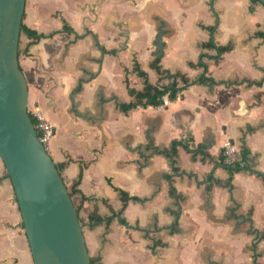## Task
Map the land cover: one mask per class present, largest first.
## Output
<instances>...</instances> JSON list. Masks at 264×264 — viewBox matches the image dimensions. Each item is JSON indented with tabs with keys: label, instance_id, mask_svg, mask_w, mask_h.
<instances>
[{
	"label": "crops",
	"instance_id": "obj_1",
	"mask_svg": "<svg viewBox=\"0 0 264 264\" xmlns=\"http://www.w3.org/2000/svg\"><path fill=\"white\" fill-rule=\"evenodd\" d=\"M23 24L29 105L95 264H264V4L26 0ZM0 264H34L1 157Z\"/></svg>",
	"mask_w": 264,
	"mask_h": 264
},
{
	"label": "water",
	"instance_id": "obj_2",
	"mask_svg": "<svg viewBox=\"0 0 264 264\" xmlns=\"http://www.w3.org/2000/svg\"><path fill=\"white\" fill-rule=\"evenodd\" d=\"M25 6L26 0H0V157L34 264H92L77 207L29 112L28 80L19 62Z\"/></svg>",
	"mask_w": 264,
	"mask_h": 264
},
{
	"label": "built area",
	"instance_id": "obj_3",
	"mask_svg": "<svg viewBox=\"0 0 264 264\" xmlns=\"http://www.w3.org/2000/svg\"><path fill=\"white\" fill-rule=\"evenodd\" d=\"M170 103V98L164 95L162 103L159 108L165 107ZM29 112L32 114L36 123L35 127L40 137V140L48 150V145L55 134V126L46 117L42 108L38 104L29 105ZM224 155V162L227 166L235 168H244L247 165L246 159L240 154L236 145L230 140L226 139L222 145Z\"/></svg>",
	"mask_w": 264,
	"mask_h": 264
},
{
	"label": "trees",
	"instance_id": "obj_4",
	"mask_svg": "<svg viewBox=\"0 0 264 264\" xmlns=\"http://www.w3.org/2000/svg\"><path fill=\"white\" fill-rule=\"evenodd\" d=\"M22 31L26 32L27 34H29L30 36H33V37H35V38H38V37L41 36V34H38L37 31H35V30L29 28L28 26H26V25H24V24H22ZM166 92H167L166 90H160V91H157L156 94H155V98H156V100H154V102L157 103V104H159V103L161 102L163 96L166 94ZM168 96H169V97L176 96V89H175V88H172V89L170 90ZM30 115H31V117H32L33 122L36 123L37 121H36L35 117H34L32 114H30ZM58 168H59V167H58ZM69 191H70V194H71V196H72V194H73V189H70ZM77 211L79 212V209H77ZM79 217H80V216H79ZM80 220H81V219H80ZM91 263H92V264H95V260L92 259V258H91Z\"/></svg>",
	"mask_w": 264,
	"mask_h": 264
}]
</instances>
